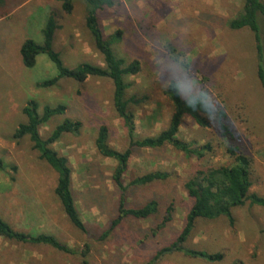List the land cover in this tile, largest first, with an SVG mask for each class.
Listing matches in <instances>:
<instances>
[{"label":"rangeland","instance_id":"rangeland-1","mask_svg":"<svg viewBox=\"0 0 264 264\" xmlns=\"http://www.w3.org/2000/svg\"><path fill=\"white\" fill-rule=\"evenodd\" d=\"M241 1L115 0L114 7L99 11L97 17L105 36L123 32L122 42L114 47L116 56L127 63H140L139 73L126 79L131 84L127 97H145L139 106H130L136 136L152 137L167 127L172 113L164 94L167 83L172 78L191 80L196 84L191 93L203 88L213 104L224 109L237 143L252 160L249 193L264 197V89L256 77L253 37L246 29L226 27L227 20L239 12ZM71 2L72 12L66 14L55 0H0V160L7 166L0 171V217L15 230L52 234L74 252L0 239V264H80L85 246L88 264H146L176 239L185 223L192 203L185 182L199 166L225 164L228 157L222 141L190 118L184 119L178 137L193 146L212 142L217 147L213 156L198 162L170 146L134 150L125 184L152 171L166 172L168 177L128 187L126 205L138 208L154 200L158 212L144 220L127 218L103 238L115 217L119 193L111 180L115 161L99 155L94 146L98 128H108L112 148L124 151L128 146L126 131L113 108L112 83L91 77L82 83L63 79L52 87L39 88L37 82L54 75L52 63L40 55L35 67L26 69L19 54L26 39L42 42L41 30L53 14L59 28L52 45L64 65L103 66L85 27L84 2ZM262 38L264 44V21ZM168 42L185 52L191 63L188 73L178 71L167 60L163 46ZM30 100L38 103L39 111L44 106H66L64 115L39 128L43 139L64 119L82 124L77 135L63 134L51 147L68 159L71 189L86 233L65 216L54 194L56 173L39 159L27 137L12 138L26 120L22 108ZM169 206L172 219L162 225ZM231 214L232 224L224 217L198 219L187 246L222 253L223 259L213 264H264V208L246 202ZM157 264L209 263L174 253Z\"/></svg>","mask_w":264,"mask_h":264},{"label":"trees","instance_id":"trees-1","mask_svg":"<svg viewBox=\"0 0 264 264\" xmlns=\"http://www.w3.org/2000/svg\"><path fill=\"white\" fill-rule=\"evenodd\" d=\"M61 2V8L66 14L72 12L71 0H55ZM86 10L85 27L90 33L95 49L103 58V66L89 63H81L73 68L64 65L60 54L53 49V37L59 28L53 14L46 18L41 30L42 42L36 43L26 39L19 48V54L23 67L33 69L37 57L44 55L52 63L55 73L46 80L37 82L39 88H48L56 85L60 80L70 79L82 83L88 78H107L113 86L112 103L113 108L122 121L126 131L128 146L124 151H118L108 144L109 130L106 126H100L94 141V146L99 155L115 161L111 174V180L118 191V200L115 217L110 221L108 229L103 238L109 232L118 227L127 218L144 220L154 216L158 212V203L151 200L138 208L126 205V191L128 187H140L157 181H164L168 174L163 171H152L133 178L129 183H124V176L128 171L129 161L136 149L157 150L164 146H170L183 155L195 159L198 162L206 157H211L216 152V145L207 142L200 146H193L178 137L180 127L185 118H190L198 127L211 131L217 139L222 141V147L228 157L225 164L201 165L184 184L192 203L187 213L185 223L176 239L167 246L159 249L146 264H157L159 259L171 254H181L190 259L200 260L209 264L220 262L223 254L220 252L209 253L187 246V241L192 233L195 222L198 219L215 220L219 217L226 218L230 224L233 223L231 211L233 208L241 207L246 202L250 206L264 208V197L249 193L251 187L250 167L251 158L241 150L237 143L234 131L227 123V115L219 106L205 104L201 107H191L182 96V90L178 92L169 84L178 80L172 78L164 90L165 97L172 107V113L165 129L152 137L139 138L135 133V121L130 106H139L145 100L136 96L127 97V91L131 84L126 81L128 77L135 76L140 71V63L133 60L127 63L123 58L116 56L114 47L123 40V32L116 30L105 36L99 25L97 14L105 8L116 5L115 0H83ZM264 21L263 0H242L239 12L235 17L226 22V27L231 31L248 30L254 42L256 77L262 89H264V44L262 38V24ZM165 56L171 65L182 73H188L191 63L185 52L179 50L174 44L168 42L164 46ZM207 90L200 88L192 96ZM66 106L59 104L54 107L44 106L39 111V105L34 100L26 102L22 108V114L26 120L18 125L12 134L14 140L27 137L32 144V149L38 153L39 159L56 173L57 181L54 194L57 197L62 210L69 222L79 231L86 233V227L76 209L75 198L71 189V168L68 159L59 155L51 145L57 142L63 134L77 135L81 130L80 121L64 119L56 125L48 138L43 139L39 128L50 119L64 115ZM7 168L0 160V171ZM15 171V167H11ZM173 209L167 207L163 217L162 225L172 219ZM0 239L22 244L45 245L58 252L74 254L65 244L60 243L52 234H33L26 231L15 230L0 217ZM80 254V264H88L87 246ZM238 264V263H233Z\"/></svg>","mask_w":264,"mask_h":264},{"label":"clouds","instance_id":"clouds-1","mask_svg":"<svg viewBox=\"0 0 264 264\" xmlns=\"http://www.w3.org/2000/svg\"><path fill=\"white\" fill-rule=\"evenodd\" d=\"M170 87L175 88L178 92H180V89L183 88L185 92V99L189 106L191 107H201L205 104L211 105L214 107V104L211 100V97L206 92H200L199 94H196L195 96H192L190 93L192 89L196 87V84L193 83L191 80L187 82L183 81H177L175 83L169 84Z\"/></svg>","mask_w":264,"mask_h":264}]
</instances>
